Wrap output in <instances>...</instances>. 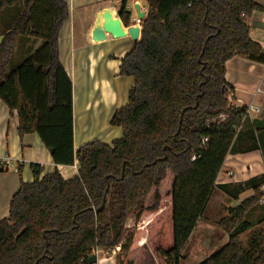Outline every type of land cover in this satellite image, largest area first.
Returning a JSON list of instances; mask_svg holds the SVG:
<instances>
[{
    "label": "trees",
    "instance_id": "16d2710c",
    "mask_svg": "<svg viewBox=\"0 0 264 264\" xmlns=\"http://www.w3.org/2000/svg\"><path fill=\"white\" fill-rule=\"evenodd\" d=\"M126 1L118 13L128 26ZM144 2L140 38L118 71L133 84L109 122L122 135L74 151L71 81L57 52L66 0H0V15L16 7L0 32V101L16 112L20 137L35 133L55 165H77L69 179L57 169L40 176L41 167L29 165L32 181L20 183L0 219V264H88L94 251L116 247L119 264H180L226 155L258 149L254 135L264 136V127L243 120L244 107L226 104L225 63L240 56L264 65L248 36L251 13L264 7ZM30 38L41 46L14 61L15 42ZM262 186L264 174L230 190L252 193L218 219L227 242L199 264H264V214L252 218L264 206ZM130 219L136 227L128 232Z\"/></svg>",
    "mask_w": 264,
    "mask_h": 264
},
{
    "label": "crops",
    "instance_id": "0c3cea01",
    "mask_svg": "<svg viewBox=\"0 0 264 264\" xmlns=\"http://www.w3.org/2000/svg\"><path fill=\"white\" fill-rule=\"evenodd\" d=\"M253 1L264 7V0ZM119 2L120 0H66L68 17L58 31L57 52L58 60L71 81L74 151L93 140L110 144L113 139L122 135L121 128L112 127L109 122L114 111L127 103V95L133 79L130 76L119 75V65L133 43L140 38V21L136 18L134 4L137 3L139 10L144 13H146V6L144 0L126 1V10L130 13L128 26L136 24L139 26L137 39L132 40L127 34L122 38L114 39L106 34L104 40H96L93 32L97 23L102 21L101 14L105 10L118 11ZM248 25L249 38L260 44L264 53V11H253ZM18 41L15 42L13 50L16 62L31 56L41 46V40L30 38L19 46ZM18 47L20 50L17 55ZM225 80L228 86L235 90L236 97L240 98L244 105L252 104L258 108L259 113L254 115L253 121L259 122L264 127V65L240 56H233L225 63ZM17 128L16 112H10L0 101V156H10L14 162L9 170L0 171V219L8 216L9 201L19 189L20 183L32 181L30 164L35 163L41 167L40 176L54 169H57L64 179L77 175L75 160L70 166L55 165L38 135L33 133L20 137ZM254 136L258 149L264 152V136H261L259 132ZM237 154L242 153L226 155L204 213L213 209L211 213L216 215L222 208H211L213 197L220 200L225 197L228 200V205L225 206L227 209L236 206L252 192L250 189H240L239 193L232 194L230 190H236L248 179L264 174L260 170L252 176H246L241 169H238L236 174L234 168L241 161V155ZM18 166L21 167L19 171H17ZM229 171L232 172L231 175L227 173ZM235 174L237 177L234 178ZM222 186H226L228 195L220 190ZM246 192L249 194L242 198ZM261 214H264V206L254 211L252 218ZM217 219L208 220L215 226ZM222 237L224 240L225 237ZM112 254L97 256L95 264H116V254Z\"/></svg>",
    "mask_w": 264,
    "mask_h": 264
},
{
    "label": "rangeland",
    "instance_id": "374dc122",
    "mask_svg": "<svg viewBox=\"0 0 264 264\" xmlns=\"http://www.w3.org/2000/svg\"><path fill=\"white\" fill-rule=\"evenodd\" d=\"M16 7H13L10 9L9 12L5 11L6 13L3 15H0V32H2V27L3 24H5L8 20L7 18L12 15V11H15ZM22 42L18 43V46ZM20 48L18 47V50L16 51L17 55L19 52ZM17 59H14L16 61ZM240 156V160L237 163L236 168L234 170L236 171L235 173L237 174V170L241 169L244 171V175H253L258 171L264 172V153L263 150L255 149L250 152L242 153V154H237ZM245 160V161H244ZM250 166V167H249ZM249 167V170L247 168ZM235 174L234 178L237 177ZM250 176V177H251ZM249 194V192H246L245 195H243L242 198L246 197ZM225 198V197H224ZM216 199L213 197L212 203H211V208H216L219 209L222 207L220 210H218V213L215 215L211 213L213 209H210L207 213H204L199 221V223L195 226L194 230L192 231L187 244L183 250L182 257L180 259V264H199L202 260L210 256L212 253H214L219 247L224 245L227 242V235L224 234L218 227L217 225L214 226V223L209 221L211 218L212 219H219L221 216H224L227 214V207L228 205V200L225 198ZM224 207V210H223ZM209 219V220H208ZM217 219V220H218ZM250 219V218H249ZM217 224V223H216ZM133 219L127 222L126 228L129 231H133L134 228ZM223 234V235H222ZM225 237L223 240L222 236ZM119 250V247H116L115 250H113L109 255L112 253L117 254ZM105 255L103 252H98L96 256H103ZM113 255V254H112ZM105 256H108L107 254ZM115 259V258H114ZM121 256H118L117 258V263L120 262Z\"/></svg>",
    "mask_w": 264,
    "mask_h": 264
},
{
    "label": "water",
    "instance_id": "95a60500",
    "mask_svg": "<svg viewBox=\"0 0 264 264\" xmlns=\"http://www.w3.org/2000/svg\"><path fill=\"white\" fill-rule=\"evenodd\" d=\"M134 10L136 14V18L138 21H141L144 17V11L139 10L138 4H134ZM101 23L98 22L94 28V37L96 40H104L106 38V34L110 35L111 38L117 39L122 38L126 34L132 39H137L139 35V26L130 25L125 26L119 17V13L117 10H105L101 14ZM98 210H94L96 213ZM97 260V256L95 254L91 255L88 258V264H95Z\"/></svg>",
    "mask_w": 264,
    "mask_h": 264
},
{
    "label": "built area",
    "instance_id": "2783aa9c",
    "mask_svg": "<svg viewBox=\"0 0 264 264\" xmlns=\"http://www.w3.org/2000/svg\"><path fill=\"white\" fill-rule=\"evenodd\" d=\"M225 101L227 106L229 107H244V115H243V120L247 119L249 121H252L254 118V115L259 113V110L256 106L252 104L244 105L242 100L235 95V90L227 87L225 90V95H224ZM220 119H223L224 116L220 115ZM205 139H202V142H204ZM193 159V158H192ZM13 158L10 156H0V171H6L9 170L13 166ZM229 175L232 174L231 171L227 172ZM261 193H264V186L261 187L260 189ZM131 220V219H130ZM128 220V221H130ZM127 221V222H128ZM94 254L97 255L98 251H94Z\"/></svg>",
    "mask_w": 264,
    "mask_h": 264
}]
</instances>
